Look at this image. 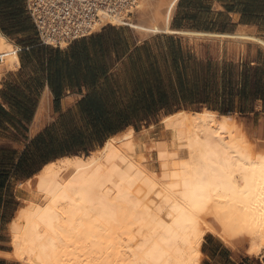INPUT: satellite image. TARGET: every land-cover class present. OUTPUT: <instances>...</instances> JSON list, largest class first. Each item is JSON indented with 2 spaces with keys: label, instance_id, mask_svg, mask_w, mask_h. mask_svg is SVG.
Masks as SVG:
<instances>
[{
  "label": "bare ground",
  "instance_id": "6f19581e",
  "mask_svg": "<svg viewBox=\"0 0 264 264\" xmlns=\"http://www.w3.org/2000/svg\"><path fill=\"white\" fill-rule=\"evenodd\" d=\"M177 1L110 0L122 10L104 13L95 32L127 23L141 39L170 33ZM17 51L0 33V80L20 65ZM47 105L45 96L33 134ZM238 118L180 109L140 133L127 128L88 157L49 163L19 184L10 249L0 256L18 264H202L207 237L261 255L264 126Z\"/></svg>",
  "mask_w": 264,
  "mask_h": 264
},
{
  "label": "crops",
  "instance_id": "0c3cea01",
  "mask_svg": "<svg viewBox=\"0 0 264 264\" xmlns=\"http://www.w3.org/2000/svg\"><path fill=\"white\" fill-rule=\"evenodd\" d=\"M22 5L37 42L24 44V34L10 39L0 30L18 47L20 63L0 80V230L18 210L19 184L67 157L42 162L27 177L15 168L25 154L36 156L52 138L63 141L71 132L104 145L127 128L157 126L170 112L208 109L193 103L204 83L221 89L231 79L239 87L245 67L264 69V0H178L170 33L141 39L130 24H109L61 48L41 44L27 0ZM45 96L48 118L33 134ZM252 109L263 112L264 102L255 101ZM204 251L202 264H264V252L236 253L221 243ZM6 258L0 264H18Z\"/></svg>",
  "mask_w": 264,
  "mask_h": 264
},
{
  "label": "trees",
  "instance_id": "16d2710c",
  "mask_svg": "<svg viewBox=\"0 0 264 264\" xmlns=\"http://www.w3.org/2000/svg\"><path fill=\"white\" fill-rule=\"evenodd\" d=\"M23 0H0V30L2 33L10 38L15 39L16 36L24 34L22 39L24 44H33L37 40L34 38L35 28L31 26L29 19L25 17L26 11L23 8ZM260 100L264 102V69H253L245 67L242 71V83L238 87L229 79L223 84L221 89L212 83H204L202 91L197 90L194 94L193 103L196 108L200 105L206 106L210 111H217L221 115L228 116L231 114L252 113L255 101ZM0 113L5 112L0 108ZM174 114V112H170ZM176 113V112H175ZM170 115V114H168ZM139 132L140 129H137ZM46 136H52L51 130L46 131ZM64 140H52L45 143V146L39 149L36 156L28 157L25 154L19 163L15 166L16 171H26L25 175L31 177L38 170H40L41 163L50 162L59 157H72L74 155L86 156L90 155L91 151L100 149L103 145L86 143L82 134L67 133L63 136ZM90 141V139H89ZM7 158L9 164L10 155L7 151ZM39 160L41 162H39ZM34 167H36L34 169ZM30 168L29 171L26 169ZM34 169V170H33ZM10 173V171H7ZM7 173V177L9 176Z\"/></svg>",
  "mask_w": 264,
  "mask_h": 264
},
{
  "label": "built area",
  "instance_id": "2783aa9c",
  "mask_svg": "<svg viewBox=\"0 0 264 264\" xmlns=\"http://www.w3.org/2000/svg\"><path fill=\"white\" fill-rule=\"evenodd\" d=\"M120 6L115 8L110 0H27L41 44L57 48L96 33L103 14L114 15Z\"/></svg>",
  "mask_w": 264,
  "mask_h": 264
},
{
  "label": "rangeland",
  "instance_id": "374dc122",
  "mask_svg": "<svg viewBox=\"0 0 264 264\" xmlns=\"http://www.w3.org/2000/svg\"><path fill=\"white\" fill-rule=\"evenodd\" d=\"M6 76H7V74H6ZM235 115H237V117H239L238 119L243 121L246 125L252 124L255 128L259 127V125L261 123L264 124V111L263 112L246 113L245 115H241V114H235ZM145 127H147V126H142L141 130H143V128H145ZM13 193H15V192H13ZM13 203L17 206V208H19L21 205V203L19 201H13ZM9 216H10V212L5 215V219H7ZM9 240H10V238L8 236V225L3 222V226L0 230V243H1L0 252L4 253V252L9 251V249H10V247L8 245ZM214 243L219 244V242L215 238L212 239V237H207L204 244H203L202 250L204 251V248L207 249V244L212 245ZM204 252L207 253L206 251H204ZM0 257L4 258L6 256H0Z\"/></svg>",
  "mask_w": 264,
  "mask_h": 264
},
{
  "label": "water",
  "instance_id": "95a60500",
  "mask_svg": "<svg viewBox=\"0 0 264 264\" xmlns=\"http://www.w3.org/2000/svg\"><path fill=\"white\" fill-rule=\"evenodd\" d=\"M86 157V156H85Z\"/></svg>",
  "mask_w": 264,
  "mask_h": 264
}]
</instances>
